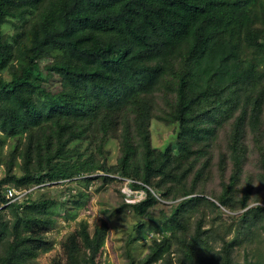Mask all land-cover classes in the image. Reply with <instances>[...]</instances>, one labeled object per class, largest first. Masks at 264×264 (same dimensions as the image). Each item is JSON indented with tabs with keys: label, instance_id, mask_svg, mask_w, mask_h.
I'll return each mask as SVG.
<instances>
[{
	"label": "rangeland",
	"instance_id": "1",
	"mask_svg": "<svg viewBox=\"0 0 264 264\" xmlns=\"http://www.w3.org/2000/svg\"><path fill=\"white\" fill-rule=\"evenodd\" d=\"M44 11L8 18L2 36L14 53L25 23ZM236 13L233 25L241 28L244 66H253V78L203 101L185 123L176 92L157 91L128 97L108 117L79 123L62 139L55 122L41 130L23 126L14 136L0 129V188L27 191L28 198L0 205V264H68L63 243L81 226L105 232L94 264H264V55L257 46L264 45V0L249 19ZM58 57L40 63L46 92L64 89L48 69ZM23 65L15 54L0 76L8 80ZM169 81L176 88L175 76ZM37 103L49 109L42 98ZM34 135L41 137L32 148ZM163 165L151 185L144 182ZM48 168L61 172L32 180ZM34 221L46 225L48 244L12 259ZM80 264H91L89 253Z\"/></svg>",
	"mask_w": 264,
	"mask_h": 264
},
{
	"label": "trees",
	"instance_id": "2",
	"mask_svg": "<svg viewBox=\"0 0 264 264\" xmlns=\"http://www.w3.org/2000/svg\"><path fill=\"white\" fill-rule=\"evenodd\" d=\"M257 1L0 0V71L15 54L24 63L10 79L0 76V129L14 136L23 126L41 130L46 123L55 122L62 139L79 123L108 117V111L116 110L128 97L157 91L176 92L178 112L185 123L184 118L203 101L221 98L231 86L253 78V66H244V50L237 36L241 28L233 24L236 12L249 19ZM34 7H40L43 15L25 23L14 53L3 39V26L11 16L25 20ZM257 46L264 55V45ZM52 53L60 54L48 66L61 76L64 89L58 92H46L40 64L50 61ZM172 75L176 88L170 85ZM37 98L47 102L49 109L40 110ZM64 116L72 119L62 125ZM141 126L146 129V122ZM36 137L41 135L32 136V148ZM151 164H146L149 170ZM164 169L165 165L157 172H147L144 182L151 185ZM49 170L32 180L43 182L41 177ZM60 172L47 174L52 178ZM5 188H0V205H20L28 200L25 194L6 205ZM150 197L152 202L154 197ZM34 222L29 236L18 242L12 259L32 256L48 244L46 225ZM3 237L0 230V244ZM104 239L103 230L90 232L86 226L70 233L63 243L68 264H80L86 252L94 264V254ZM23 242L27 246L21 247ZM157 254L155 249L151 259Z\"/></svg>",
	"mask_w": 264,
	"mask_h": 264
},
{
	"label": "built area",
	"instance_id": "3",
	"mask_svg": "<svg viewBox=\"0 0 264 264\" xmlns=\"http://www.w3.org/2000/svg\"><path fill=\"white\" fill-rule=\"evenodd\" d=\"M27 191L23 192L20 190H17L15 187L12 186H6L4 195L7 199V202L5 203L6 205L16 201V200H21L23 196L26 194Z\"/></svg>",
	"mask_w": 264,
	"mask_h": 264
}]
</instances>
